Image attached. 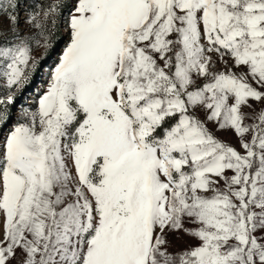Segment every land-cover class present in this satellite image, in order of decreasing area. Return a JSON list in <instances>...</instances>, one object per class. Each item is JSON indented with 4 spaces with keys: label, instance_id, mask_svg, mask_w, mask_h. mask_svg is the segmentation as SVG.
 <instances>
[{
    "label": "snow or ice",
    "instance_id": "obj_1",
    "mask_svg": "<svg viewBox=\"0 0 264 264\" xmlns=\"http://www.w3.org/2000/svg\"><path fill=\"white\" fill-rule=\"evenodd\" d=\"M9 121L0 264H264V0H0Z\"/></svg>",
    "mask_w": 264,
    "mask_h": 264
},
{
    "label": "rangeland",
    "instance_id": "obj_2",
    "mask_svg": "<svg viewBox=\"0 0 264 264\" xmlns=\"http://www.w3.org/2000/svg\"><path fill=\"white\" fill-rule=\"evenodd\" d=\"M29 2H32V0H29ZM24 13H21V16H23ZM60 33L63 34L62 39L60 40V44L57 47V53L62 49L64 44L67 41V35L64 34V26L61 24L60 27ZM54 58V57H53ZM48 64H51L52 61L49 60L47 62ZM47 67V64L45 65V68ZM47 85V77L42 74H37L36 77L31 81L30 84H28L27 87H25L17 96L15 107L12 110L13 114V120L15 117L19 114V110L21 106H26L27 104L34 102V94L38 88L46 87ZM13 121H9V124L6 125L3 129H0V136L3 135L7 131V129L11 126ZM217 135L223 139L225 142L229 143L230 145L236 147L239 149V142L238 138L230 131L225 132H218ZM169 239L172 241L174 248H182L185 245L192 243L187 236H170Z\"/></svg>",
    "mask_w": 264,
    "mask_h": 264
}]
</instances>
